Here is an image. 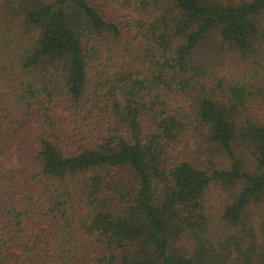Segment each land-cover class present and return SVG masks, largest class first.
<instances>
[{
    "label": "trees",
    "instance_id": "16d2710c",
    "mask_svg": "<svg viewBox=\"0 0 264 264\" xmlns=\"http://www.w3.org/2000/svg\"><path fill=\"white\" fill-rule=\"evenodd\" d=\"M0 264H264V0H0Z\"/></svg>",
    "mask_w": 264,
    "mask_h": 264
},
{
    "label": "rangeland",
    "instance_id": "374dc122",
    "mask_svg": "<svg viewBox=\"0 0 264 264\" xmlns=\"http://www.w3.org/2000/svg\"><path fill=\"white\" fill-rule=\"evenodd\" d=\"M208 50H209L208 47H206V48L203 49L204 52H207ZM214 189H215V188H214ZM215 193H216V190H213L212 192H210V194H212V195L210 196V198H211L212 200H214L213 194H215Z\"/></svg>",
    "mask_w": 264,
    "mask_h": 264
}]
</instances>
